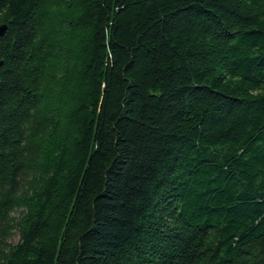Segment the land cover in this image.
Here are the masks:
<instances>
[{
    "label": "trees",
    "instance_id": "16d2710c",
    "mask_svg": "<svg viewBox=\"0 0 264 264\" xmlns=\"http://www.w3.org/2000/svg\"><path fill=\"white\" fill-rule=\"evenodd\" d=\"M0 24V264H264V0Z\"/></svg>",
    "mask_w": 264,
    "mask_h": 264
},
{
    "label": "water",
    "instance_id": "95a60500",
    "mask_svg": "<svg viewBox=\"0 0 264 264\" xmlns=\"http://www.w3.org/2000/svg\"><path fill=\"white\" fill-rule=\"evenodd\" d=\"M7 30H8L7 24H0V39L6 34ZM4 64H5V62L0 55V72L4 68Z\"/></svg>",
    "mask_w": 264,
    "mask_h": 264
},
{
    "label": "rangeland",
    "instance_id": "374dc122",
    "mask_svg": "<svg viewBox=\"0 0 264 264\" xmlns=\"http://www.w3.org/2000/svg\"><path fill=\"white\" fill-rule=\"evenodd\" d=\"M17 240V239H16Z\"/></svg>",
    "mask_w": 264,
    "mask_h": 264
}]
</instances>
